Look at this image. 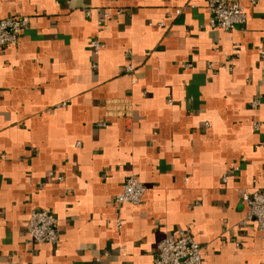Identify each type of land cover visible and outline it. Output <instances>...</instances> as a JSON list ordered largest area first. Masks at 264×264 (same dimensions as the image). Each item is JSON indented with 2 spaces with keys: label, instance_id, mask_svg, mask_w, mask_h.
Instances as JSON below:
<instances>
[{
  "label": "crops",
  "instance_id": "crops-1",
  "mask_svg": "<svg viewBox=\"0 0 264 264\" xmlns=\"http://www.w3.org/2000/svg\"><path fill=\"white\" fill-rule=\"evenodd\" d=\"M206 2L0 0L28 20L0 48V264H153L184 227L201 264H264L242 224L243 192L264 186V0L229 30ZM129 176L145 193L117 206ZM41 209L56 244L28 239Z\"/></svg>",
  "mask_w": 264,
  "mask_h": 264
},
{
  "label": "built area",
  "instance_id": "built-area-1",
  "mask_svg": "<svg viewBox=\"0 0 264 264\" xmlns=\"http://www.w3.org/2000/svg\"><path fill=\"white\" fill-rule=\"evenodd\" d=\"M187 6L194 5L189 3ZM206 9L208 11L207 26L213 29L229 30L235 24L246 22L243 0H207ZM180 11L181 8L175 9L176 14ZM104 16H109V13H104ZM27 22V18L18 15L0 18V48L17 44ZM90 44L94 54H98L104 46L97 39H92ZM259 58L264 73V37L259 46ZM126 70H131V66H126ZM252 105H259V100L254 99ZM222 180L227 181V176L224 175ZM145 190V186L139 179L129 176L113 201L117 206L125 203L137 205L141 202ZM242 199L247 205L246 217L242 224L254 221L259 233L264 235V186L243 192ZM26 229L28 239L32 242L56 244L59 241L57 220L48 209L32 211ZM202 249V245L193 238L190 228L184 227L159 241L153 264H201Z\"/></svg>",
  "mask_w": 264,
  "mask_h": 264
}]
</instances>
